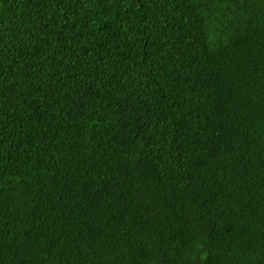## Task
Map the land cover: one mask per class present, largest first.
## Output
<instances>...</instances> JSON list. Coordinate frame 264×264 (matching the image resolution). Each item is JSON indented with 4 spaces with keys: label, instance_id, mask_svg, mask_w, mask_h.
Segmentation results:
<instances>
[{
    "label": "trees",
    "instance_id": "1",
    "mask_svg": "<svg viewBox=\"0 0 264 264\" xmlns=\"http://www.w3.org/2000/svg\"><path fill=\"white\" fill-rule=\"evenodd\" d=\"M0 264H264V0H0Z\"/></svg>",
    "mask_w": 264,
    "mask_h": 264
}]
</instances>
